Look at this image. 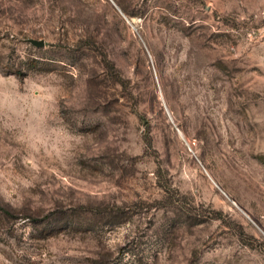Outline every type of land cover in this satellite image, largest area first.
<instances>
[{
	"label": "rangeland",
	"instance_id": "374dc122",
	"mask_svg": "<svg viewBox=\"0 0 264 264\" xmlns=\"http://www.w3.org/2000/svg\"><path fill=\"white\" fill-rule=\"evenodd\" d=\"M0 264H264V0H0Z\"/></svg>",
	"mask_w": 264,
	"mask_h": 264
},
{
	"label": "water",
	"instance_id": "95a60500",
	"mask_svg": "<svg viewBox=\"0 0 264 264\" xmlns=\"http://www.w3.org/2000/svg\"><path fill=\"white\" fill-rule=\"evenodd\" d=\"M36 45H42V42H34Z\"/></svg>",
	"mask_w": 264,
	"mask_h": 264
}]
</instances>
